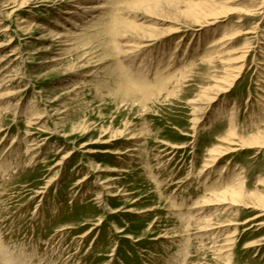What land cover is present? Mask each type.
I'll list each match as a JSON object with an SVG mask.
<instances>
[{
  "label": "rangeland",
  "instance_id": "374dc122",
  "mask_svg": "<svg viewBox=\"0 0 264 264\" xmlns=\"http://www.w3.org/2000/svg\"><path fill=\"white\" fill-rule=\"evenodd\" d=\"M97 2L0 0V264H264V0Z\"/></svg>",
  "mask_w": 264,
  "mask_h": 264
},
{
  "label": "bare ground",
  "instance_id": "6f19581e",
  "mask_svg": "<svg viewBox=\"0 0 264 264\" xmlns=\"http://www.w3.org/2000/svg\"><path fill=\"white\" fill-rule=\"evenodd\" d=\"M101 2H97L96 4L94 3V4H91V5H85V6H81L80 7V9L81 10H83V11H85V13L87 12V11H89V10H96V9H99V10H101V9H104L105 7L103 6V0H100ZM75 4V3H74ZM105 4V3H104ZM101 13H102V11H101ZM77 14H79V13H77ZM81 14V13H80ZM88 14L89 15H92L91 17H89V18H87V20H82V23H83V26H82V29L83 30H85L84 28L85 27H91L92 28V26H95L96 24H98L97 22H98V20H100L101 18H100V16H98V15H100V14H90V12H88ZM103 14V13H102ZM205 15V14H204ZM78 17V16H77ZM114 20H116L115 19V17L113 16L110 20H109V22L107 21L106 23H110V24H112V23H114ZM101 21V20H100ZM104 21V20H103ZM22 23L24 24L25 23V19L22 21ZM106 23H103L102 24V30H104L103 31V33H108L110 36L111 35H114V34H116L117 33V31H116V28L114 27V25H113V27L110 29V27H108V29H106ZM76 25H77V27H81V25L82 24H79V23H76ZM129 27L130 26H128V31H129ZM27 29V28H26ZM80 29V28H79ZM8 29H5V31H7ZM81 30V29H80ZM69 31V30H68ZM78 34L76 35V36H80L81 35V33L80 32H77ZM83 33V32H82ZM61 34H62V32H61ZM75 34V33H74ZM55 36V35H54ZM63 35H59L58 37L59 38H61ZM67 37V36H66ZM68 37H69V35H68ZM227 37V36H226ZM51 38H53V37H51ZM56 38H57V36H56ZM71 38V37H70ZM140 38V37H139ZM58 39V38H57ZM56 39V40H57ZM62 39H65V38H62ZM75 39V38H74ZM55 40V39H54ZM55 40V41H56ZM72 40V39H71ZM141 40V39H140ZM143 40V39H142ZM66 41V40H65ZM70 41V40H69ZM68 42V41H67ZM32 43V42H31ZM70 43V42H69ZM66 44L65 46H69V45H71V44ZM179 43H181V42H179ZM60 44V43H59ZM62 44V43H61ZM76 44V43H75ZM148 45V44H147ZM215 45V44H214ZM72 46V45H71ZM133 45H131V47H132ZM151 46V45H150ZM32 46H30V48H31ZM136 47H138V45L136 46ZM145 47H147V46H145ZM144 47V48H145ZM211 47V46H210ZM148 48V47H147ZM63 49V48H62ZM140 49H141V47H140ZM62 51V50H61ZM216 52V54H218L219 53V51L216 49L215 50ZM37 53V52H36ZM61 53V52H60ZM221 53V52H220ZM59 54V53H58ZM57 54V55H58ZM9 56H11V55H9ZM59 57V56H58ZM57 57V58H58ZM62 58V57H61ZM56 60V59H55ZM62 60V59H61ZM9 72V71H8ZM228 75H230V74H228ZM237 76V75H236ZM236 80V79H235ZM228 81V80H227ZM233 82V81H232ZM228 83H231V82H228ZM220 84V83H219ZM232 84V83H231ZM225 86L226 85H222V86H218L219 88L217 89L218 91L217 92H221L222 91V87L223 88H225ZM228 86V85H227ZM217 87V86H216ZM215 89V88H214ZM227 89V88H226ZM208 96V95H207ZM206 96V97H207ZM203 100H207V102L208 103H210L209 101H212L214 98L213 97H210V98H208L207 97V99H205L203 96L201 97ZM194 103H195V101H194ZM201 103V102H200ZM207 105V104H206ZM233 131V134H234V130H232ZM263 140V139H262ZM245 144L247 145V146H250V147H256V146H258V147H260L259 145L261 144L263 147H264V140L263 141H259V139L256 141V140H253V141H249L248 143L247 142H245ZM216 152H218L217 150H216ZM226 196H227V194L225 195V198H226ZM228 197H229V199L230 200H232L233 202H236V201H239L240 199L242 200V198H243V195L241 194V192H235V193H232V194H228ZM242 197V198H241ZM258 199V198H257ZM259 203V202H258ZM233 204V203H232ZM264 204V203H263ZM262 205V204H261ZM263 206V208H264V205H262Z\"/></svg>",
  "mask_w": 264,
  "mask_h": 264
}]
</instances>
